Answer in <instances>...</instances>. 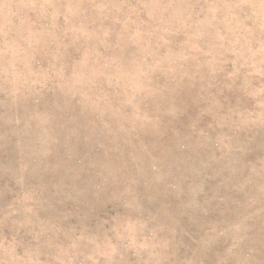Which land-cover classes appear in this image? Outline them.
<instances>
[{
    "label": "clouds",
    "instance_id": "9594fccd",
    "mask_svg": "<svg viewBox=\"0 0 264 264\" xmlns=\"http://www.w3.org/2000/svg\"><path fill=\"white\" fill-rule=\"evenodd\" d=\"M0 264H264V0H0Z\"/></svg>",
    "mask_w": 264,
    "mask_h": 264
}]
</instances>
